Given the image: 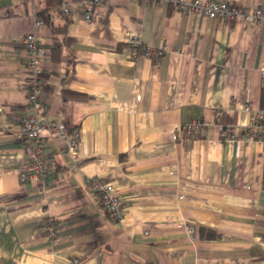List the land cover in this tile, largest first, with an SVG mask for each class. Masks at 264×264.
I'll return each instance as SVG.
<instances>
[{
    "label": "crops",
    "instance_id": "crops-1",
    "mask_svg": "<svg viewBox=\"0 0 264 264\" xmlns=\"http://www.w3.org/2000/svg\"><path fill=\"white\" fill-rule=\"evenodd\" d=\"M61 2L69 14L52 0H0V264H264V147L238 140L245 103L264 109V23L185 16L154 0H102L87 22L85 0ZM42 10L66 22L68 47L35 26ZM31 31L49 52L43 120L78 131L81 161L44 131L47 173L21 184L13 134L29 113ZM128 32L169 51L132 58ZM193 119L205 126L189 138L180 125ZM96 176L121 197L117 221L100 209Z\"/></svg>",
    "mask_w": 264,
    "mask_h": 264
},
{
    "label": "built area",
    "instance_id": "built-area-1",
    "mask_svg": "<svg viewBox=\"0 0 264 264\" xmlns=\"http://www.w3.org/2000/svg\"><path fill=\"white\" fill-rule=\"evenodd\" d=\"M158 4H171L185 16L203 15L211 19L234 21L241 19L246 23H264V5L247 8L229 4L223 0H154ZM102 0H85L83 5V17L87 22L91 21L93 7L99 5ZM60 10L63 14H69V6L62 2ZM42 25L37 20L35 26ZM128 47L132 58L138 55L145 57H157L169 51L163 46L155 48L141 45L137 34L128 32ZM26 52L27 80L25 91L27 96V107L29 113L20 115L17 118L18 129L13 136L16 141L22 143L25 153V164L18 172L19 182L24 184L29 180L43 179L47 173L46 157L43 152V132L48 131L63 142L64 151L76 163L81 161L79 153V133L77 130H68L62 122H45L43 120L47 112L46 96L44 93L40 73L42 63L48 57V50L45 49L34 31L24 35L22 40ZM264 73V68L262 69ZM244 111L249 113V123L239 136V141L255 142L264 147V109H254L251 102L245 103ZM2 110L0 109V112ZM219 112L216 111V115ZM205 123L200 119H193L180 125V131L191 138L203 130ZM223 139H234V135L227 130L222 131ZM89 183L100 200V209L108 213L113 221L119 220L124 213V205L118 192L111 182L103 177L90 178ZM188 238L193 239L195 230L182 224ZM47 235L56 237V224L52 218L48 219Z\"/></svg>",
    "mask_w": 264,
    "mask_h": 264
},
{
    "label": "trees",
    "instance_id": "trees-1",
    "mask_svg": "<svg viewBox=\"0 0 264 264\" xmlns=\"http://www.w3.org/2000/svg\"><path fill=\"white\" fill-rule=\"evenodd\" d=\"M61 3H62L61 0H52V5L54 7L55 6L58 7V5H60ZM39 15L41 16L42 22L45 23L49 27L50 31L53 34V37L57 39V41H59V45L57 46V48L61 49V47H64V46L68 47V45L71 44V40L66 35V30H65L66 22L65 21H55L54 18L51 15H49L45 10L40 11ZM62 18H64V16H62ZM69 129L76 130L71 126H69Z\"/></svg>",
    "mask_w": 264,
    "mask_h": 264
}]
</instances>
